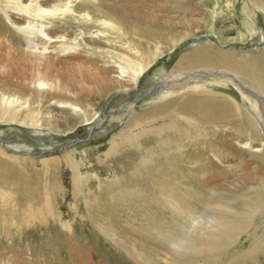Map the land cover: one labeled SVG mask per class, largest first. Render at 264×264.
I'll list each match as a JSON object with an SVG mask.
<instances>
[{
	"label": "rangeland",
	"instance_id": "1",
	"mask_svg": "<svg viewBox=\"0 0 264 264\" xmlns=\"http://www.w3.org/2000/svg\"><path fill=\"white\" fill-rule=\"evenodd\" d=\"M36 1L23 0L21 3L32 10L36 7ZM119 3V6L123 8L131 9L137 13L155 15L163 21L175 24L173 33L171 32L173 36H168L167 42L163 44L162 42H149L139 46L135 41L119 42L115 40L116 35L113 32L116 31L112 30L115 24L112 21L107 22V26L99 24V27L86 32L83 27L78 25V21L74 22V18H80L78 16L80 13L76 11H74L77 13L76 17L73 16V20L67 23L61 22L62 18L59 21L51 19L49 22L52 30L53 28L55 30L57 24L59 26L65 22L66 33L64 35L67 37L63 40L58 38L60 34L50 35L53 37V44L48 45L52 57L51 78L54 85L53 91L57 90L56 94L58 93L50 100L44 95L43 97L35 95L36 91L27 83L30 74L29 67L18 60L14 50L5 46V43H9V41L0 34V39L4 43L3 46H0L1 84H5V73L8 72V69L18 75L23 73L25 79L22 82L27 83L26 86L29 88L26 90L27 92L15 90L14 95L29 99L31 108L41 113L42 116H50L53 119L50 126L45 125L43 131L37 132L33 122L23 121L24 117L21 116V113L16 118L17 121H10L7 120L5 112L0 110V152L24 160L27 164L24 168L26 172L29 169L40 173L45 169L49 170V178L59 181L57 182L59 185L55 183L56 181L51 185L56 184V188L61 187L63 190L56 196V202L53 203L50 211L42 212L43 210H40L37 212L39 215L41 212L46 218L44 224L38 221L37 223L46 226L47 231H37L31 228L24 233H19L25 234L22 239L20 238L25 241L24 244H21V240L16 238L15 240H5L4 254L0 258V264H139L133 258L130 260V257H126L123 251L125 248L131 249L133 246L148 259L145 264H178L173 260L168 249L166 251L165 247L160 244L146 242L144 238L133 232L130 225L129 228L123 227L120 223L122 218L114 216L113 211L121 212L122 208L119 206L111 208L108 197L101 194L105 191L98 192L96 189L98 186V183L95 182L96 177L106 181L114 178L108 172L110 164L103 161L102 157L105 155L110 141L117 137L116 134L128 129L125 126L131 115H143L150 108L187 93L185 89L178 90L169 94L165 99H154L160 93L155 90L160 80L181 77L178 74L171 77L170 72L179 57L186 52H190L204 43H208L218 52H232L238 56L248 57L252 53L263 52L264 2L262 5L257 4L255 0H166L164 2L132 0L130 3L123 0ZM54 5L50 0L39 3V6L47 11L53 10ZM14 6L13 0H0V26L11 28L12 32L15 28L24 26L15 18L26 17V14L13 9ZM80 19L78 20L82 21V18ZM12 23L15 26H12ZM97 35L102 37L101 40L93 39ZM112 35L114 36L112 37ZM175 38L177 41L174 40ZM19 39L23 40L22 37H18ZM18 40L9 43L13 46L12 48L20 46ZM64 44L72 45L75 49L73 48L70 53L64 55L61 53ZM140 53H143V57L136 60L135 63H140L145 67L149 66V70L138 80L137 85L127 82L118 83L116 71L118 70L117 65L122 64L120 60L128 59L131 56L139 58ZM108 67H113L115 72L111 71L109 74L111 81L106 83L103 79V71L108 70ZM163 73L167 76L161 77ZM183 74L184 78L177 81L179 85L185 84V86L191 87L198 82L199 84L207 83L204 84V88L230 99L229 101L232 100L231 102L234 101L233 103L239 105L241 109L247 110L249 115L250 113L254 115L248 108L250 103H257V112L260 114V118H256L257 123H255L260 135L256 136L257 134L254 132L255 136H252L250 132L235 131L236 125L219 128L216 141L222 161L214 160L212 153L205 151L207 149L203 146L206 144L204 137L199 138V141L197 139L190 140L189 145L182 152H185L186 156H192L191 159L202 161L201 164L208 168V171L205 172L203 186L199 187L200 193L197 194L195 200L202 213L208 209L228 208L253 216V225L250 230L237 237L234 246L228 249L229 252L227 251L230 254L227 253L230 259L226 258L222 263L248 264V259L255 257V260L262 258L264 264V96L254 93L241 79L224 70L213 72L200 68L194 71H185ZM15 76L12 78L15 79ZM187 79L191 81L186 82ZM225 80L228 82L224 83ZM18 81H20L19 78ZM242 87L248 91L247 94H243ZM165 90L166 87L162 89V91ZM244 97H248L251 102H246ZM126 108H129L128 112ZM252 115H250L252 119H255V115ZM150 119V117H143L139 120V124L141 127H148L152 121H149ZM102 122L101 128L95 130ZM46 130H49L48 133ZM2 147L7 148L4 151ZM10 147L13 150L8 149ZM182 154L177 150H170L167 153L169 173H174V169L180 163L177 161L181 160ZM153 161H159V157H154ZM174 163L178 164L177 167ZM184 164H180L181 168L186 169L187 165ZM210 165H214V167L209 169ZM72 168L78 170L81 179L84 178V181L87 182V187L83 189L85 202L89 205L87 207L81 203L83 199L79 200L80 198L74 197L76 193L71 189ZM86 174L89 175L88 178H86ZM26 178L28 179V177ZM5 193L10 194L14 191L5 188ZM239 204L243 206L241 209L238 208ZM251 208L254 211L249 213L247 210ZM54 215L63 218L64 226L59 224L56 226L52 222ZM172 219L173 216L167 212V229L175 227L171 225ZM37 223L34 224L38 225ZM102 229L107 234H115L118 238L123 239L125 244L111 243L110 237L102 235L105 234ZM9 234L17 233L13 231ZM34 234H46L45 237L47 235L55 237L56 241L43 248L41 244L45 237H33ZM66 234H69L68 237ZM145 248H148L149 251L144 252ZM0 252L2 251L0 250Z\"/></svg>",
	"mask_w": 264,
	"mask_h": 264
},
{
	"label": "bare ground",
	"instance_id": "2",
	"mask_svg": "<svg viewBox=\"0 0 264 264\" xmlns=\"http://www.w3.org/2000/svg\"><path fill=\"white\" fill-rule=\"evenodd\" d=\"M22 1L13 0L15 5L13 9L26 14V17L18 16L15 18L17 22L24 24L23 27L14 30L19 36L16 37L17 34L4 25L0 26V34L9 43L18 40V37H22L23 40H18L19 47L12 48L13 46L9 43H5V46L14 50L18 60L29 67L30 74L27 83L36 91L35 95H41L42 97L44 95L49 100L58 94H56L57 90L53 91L54 85L51 78L52 57L48 45L53 42V37L50 35L60 34L58 38L64 40L67 37L64 35L66 33L65 22L73 20V16L77 14L74 11L80 13L78 16L82 18V21L78 17L80 20L74 18V22L78 21V25L83 27L86 32L99 27V24L107 26V22L112 21L115 24L112 29L116 31L113 32L116 35L115 40L119 42L135 41L139 46L149 42L166 43L168 36H173L172 33L175 27V24L163 21L155 15L137 13L119 6V2L123 0H50L55 4V8L49 11L39 6V3L48 0H37L35 2L36 7L32 10H29L27 5H22ZM29 1L34 2V0ZM131 1L125 0L129 3ZM156 1L164 2L166 0ZM255 1L259 5L264 2V0ZM51 19L65 22L59 24V26L55 24L56 28L52 30L49 22ZM13 24L12 26H15ZM243 26L245 27V25ZM7 30H9V33H7ZM101 38L97 35L93 39L101 40ZM3 44L0 39V46H3ZM67 45L64 44L63 51H61L64 55L70 53L74 48L72 45ZM142 57L143 53H140L139 58L138 56H131L128 59L120 60L122 64L117 65L118 70L116 73L118 77L116 81L137 85L138 80L149 70V66L145 67L140 63H135L136 60L142 59ZM200 68L209 69L213 72L224 70L232 73L241 79L254 93L264 96V51L252 53L248 57L238 56L232 52H218L214 47L211 48L208 43H204L202 46L186 52L179 57L170 72L171 77L176 74L181 77H175L172 80H167V78L160 80L155 87V90L160 93L154 99H165L169 94H173L178 90L185 89L187 93L179 98L164 101L162 104L150 108L143 115L140 114L141 116L133 114L129 117L125 126L128 129L116 134L117 137L115 140L110 141L109 147L102 157L103 161L110 164L109 171L106 170L114 178L106 181L96 177L95 182L98 183V186L95 188L98 192L105 191L101 194L108 197L111 208L117 206L122 208L121 212L113 211V213L115 217L123 219L120 222L123 227L129 228L130 225L133 232L144 238L146 242L160 244L165 247L166 251L168 249L173 260L178 264H223L224 259H230L228 249L234 246L237 237L250 230L253 225V216L243 212L238 213V211L235 212L228 208L208 209L202 213L195 200L197 194L200 193L199 187L203 186L205 172L208 171V168L201 164L202 161L191 159L192 156H186L185 152L182 151L189 145L190 140L194 141L204 137L206 144L203 146L207 149L205 151H210L214 160L220 162L222 157L219 149L217 150L216 141L219 128L236 125L235 131L250 132L252 136H255L256 133V136H258L260 134L256 125V118H260V114L257 112V103H250L248 97H244V99L250 103V107H247L255 115L249 112L255 119H252L246 112L247 110L245 111L239 105L233 103L234 101L231 102L232 100L229 101L230 99L228 100V98L204 88V84L207 83L194 82L196 84L191 87H187L185 84L179 85L177 81L184 78L183 73L185 71H194ZM111 71L115 72L113 67H108V70L103 71V79L106 83L111 81V78H109ZM22 74L18 75V73H13L9 69L5 73V84L0 82V110L5 112L7 120L10 121H17L16 118L21 113V116L24 117L23 121L33 122L35 130L41 132L45 125L50 126L52 124L51 120L53 119L48 115V117L42 116L41 113L31 108L29 99L25 98V100L14 95L15 90L21 92L29 88L26 86L27 83L22 82L25 79ZM12 76H15V79ZM165 76L167 74L164 75L163 73L161 75V77ZM198 77L200 78V76ZM18 78L20 81H18ZM190 81L186 80V82ZM223 82L227 83L228 81ZM170 84H172L171 87H169ZM164 87H166V90L162 91ZM241 89L244 92L243 94L248 93L243 87ZM127 109L129 108H126V111ZM143 117L151 118L149 121H152L150 125L148 124V127H141L139 124V120ZM102 125L103 122L95 130H99ZM48 131L46 130V133ZM2 148L5 151L7 147ZM8 149L13 150L11 147ZM170 150L183 153L181 160H176L178 163L180 162L179 165L177 164L178 167L174 163L178 169L180 168L179 170L175 168L174 173H169L167 170V153ZM154 157H159V161L154 162ZM184 163L187 165L186 169L181 168ZM26 165L24 160L0 152V250L2 251L0 252V258L4 254L5 240L22 239L25 234L19 233H24L31 228L37 231H47L46 226L37 223V221L43 223L46 218L41 212L40 215L37 212L40 210H43L42 212L50 211L53 203L56 202V196L63 192L61 187L56 188L59 185L57 183L59 182L58 179L49 178V170L45 169L40 173L29 169L27 171L29 173L26 174V169H24ZM212 167L214 165L209 169H212ZM72 169L71 189L76 193L74 197L80 198L79 200L83 199L81 203H84L87 207L89 205L85 202V193H83L84 187H87V182L84 181V178L81 179L78 170ZM88 176L86 174V178ZM52 182L57 183V185H51ZM5 188H10L14 193H5ZM242 207V205H238V208L241 209ZM247 211L252 213L254 209L251 208ZM167 212L173 216L171 225H174V228L167 229ZM62 221L63 218L59 215H54L52 218V222L56 226L58 224L64 226ZM35 222L38 225H35ZM98 227L101 229L100 226ZM102 230L105 233L102 235L110 237L111 243L120 242L125 244V241L115 234H107L104 229ZM13 231L17 234H9ZM68 235L66 234V237ZM32 236L44 238L46 234H34ZM48 238L50 240H47ZM43 240L41 244L43 248L52 245L50 243L56 241L55 237H49V235ZM20 243L24 244L25 241L21 240ZM123 251L126 257H130V260L133 258L139 264H145L148 260L134 246L131 249L125 248ZM143 251L146 252L149 249L145 248ZM248 262V264H263V259L255 260V257H252L248 259Z\"/></svg>",
	"mask_w": 264,
	"mask_h": 264
}]
</instances>
